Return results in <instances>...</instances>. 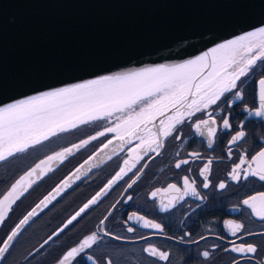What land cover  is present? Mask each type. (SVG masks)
Here are the masks:
<instances>
[{
  "label": "snow or ice",
  "instance_id": "1",
  "mask_svg": "<svg viewBox=\"0 0 264 264\" xmlns=\"http://www.w3.org/2000/svg\"><path fill=\"white\" fill-rule=\"evenodd\" d=\"M258 62L264 65V27L220 43L182 63H164L154 67L102 75L70 87L45 91L0 106V162L18 154L28 153L30 149L43 148L53 137H60L63 133L81 125L98 120L108 121L109 125L102 131L81 139L78 143L53 151L25 171L5 193L0 195V226L4 224L13 205L34 184L53 172L55 167L63 164L75 152H79L101 137H106L109 133H113L115 139L120 141L121 151L123 145L131 144L133 141L138 142L128 153L132 162L130 163L127 158L124 159L123 166L115 175L54 233L55 236L64 232L69 225L77 221L78 217L106 196L114 185L124 181L125 177H128V180L125 181L127 186L124 191L131 189L140 179L144 169L148 167V161L143 164L140 162L145 157L152 160L160 156L170 138L183 141L182 126L185 124L209 149L214 148L218 138L222 141L223 136H227V158L232 160L234 147L240 146L248 135L245 130L247 117L254 116L264 120V68L257 73ZM256 75H259V79L254 82L258 87L259 106L244 105L242 111L247 116L234 124L233 111L236 101H243L245 98L244 82L250 76ZM111 144L113 140L108 139L98 152L89 156L16 224L0 242V261L5 260L6 254L13 248L24 226L39 214L37 209L43 211V208H47L73 183L81 177H86L93 168L98 167L99 165L95 163L97 157ZM112 152H116V147L112 148ZM133 152L136 153L134 157ZM175 155L177 158L173 162V167L176 170L196 162L202 164L198 170V177L193 176L192 169L188 167L187 174L180 178L179 183L170 182L148 193V199L156 202L158 211L162 213L174 214V210L183 207L188 198L202 203L206 196L198 188L197 179L200 180V187L204 190L212 186L209 179L213 163L211 158L205 159L199 151H189L186 157H181L179 151ZM111 158L109 155L108 159ZM137 165L140 167L137 168ZM129 173L133 175L129 176ZM228 177L236 184L241 180L247 181L250 177H256L264 182V145L254 154H249L247 149L242 150L233 162ZM227 187L226 181H220L216 185V190L222 192ZM131 200L132 196L128 195L124 203ZM119 203L120 200H117L112 208L115 209ZM240 205L250 209L251 215L256 219L264 221V191L248 195L240 201ZM195 207L199 208L200 203ZM232 210L239 211L240 208ZM111 216L112 212L109 211L99 221L98 229L85 235L64 251L57 264H85V262L114 264L111 256L93 254L95 251L103 253L101 243L105 237L115 241L125 240V237L107 229L106 222ZM133 225L155 232H164L163 226L156 220L135 211L128 215L125 221L128 233L136 232L137 229ZM224 228L228 236L233 239L227 241L229 246L223 251L234 253L239 257L233 259V264H241L244 258L254 264H264V231L246 230L243 223L233 220H225ZM192 235L191 231H185L179 237L167 238L176 240L177 243L190 241L197 245L200 241L209 239L208 236L201 235L198 239L191 240ZM253 236L261 237V243L248 242V238ZM52 238L50 236L44 244ZM214 238L225 239L219 234ZM139 239L147 241L150 237L142 235ZM44 244H41V247ZM218 247L219 245L214 244L211 246V251H202L200 256L203 261H208L211 253ZM143 252L154 260L168 262L170 259L169 252L162 251L150 243L143 248Z\"/></svg>",
  "mask_w": 264,
  "mask_h": 264
},
{
  "label": "flooded vegetation",
  "instance_id": "2",
  "mask_svg": "<svg viewBox=\"0 0 264 264\" xmlns=\"http://www.w3.org/2000/svg\"><path fill=\"white\" fill-rule=\"evenodd\" d=\"M261 68H264V65H260L258 62L256 72L259 73ZM258 79L259 75H256L245 80V98L243 101H236L233 111L234 124L247 116L242 111L244 105L259 106L258 87L254 83ZM107 126H109L108 121L104 120L82 125L63 133L60 137L51 139L46 142V146L43 148L31 149L28 153L18 154L4 161L0 164V195L36 161L50 155L53 151L78 143L81 139L94 135ZM182 127L183 141H175L170 138L160 156L152 160L145 157L140 162L143 164L148 161V167L144 169L140 179L131 189H128L127 192L124 191L127 186L125 181L128 180V177H125L124 181L114 185L106 196L81 217H78L77 221L69 225L64 232L60 233L59 236L54 235L116 173L121 160L127 155L126 152L138 142L125 148L119 155L92 172L35 218L21 232L13 248L10 249L5 260L1 261L0 264H57L64 251L85 235L98 229L99 221L109 211L112 212V216L106 222L107 229L116 235L125 237V240L115 241L105 237L101 243L103 253L95 251L93 254L111 256L114 264H233V259L239 257H236L234 253L223 251L225 247L229 246L227 241L233 239V237L228 236V232L224 228V221L233 220L243 223L245 229L249 231H264V221L256 219L251 215L250 209L240 205V201L248 195L264 191V182L259 181L256 177H250L247 181L241 180L239 184H236L230 181L228 173L242 150L247 149L249 154H254L264 145V120L252 116L247 117L245 130L248 135L240 146L234 147L232 160L227 158V136L221 134L223 140L218 138L214 148L209 149L187 124ZM113 136V133H109L106 137H101L79 152H75L63 164H60L53 172L40 180L26 195L22 196L12 213L0 227V242L4 240L24 212L45 192L98 146ZM177 151L180 152L181 157H186L189 151H199L205 159L211 158L213 163L209 179L212 186L204 190L200 187V180L197 179L198 188L206 196L202 203L188 198L183 207L174 210V214L172 212L162 213L158 211L157 203L148 199V193L154 188L164 187L170 182L179 183L180 178L187 174L186 168L188 167L192 169L193 176L198 177V170L202 164V162H196L181 170H176L173 167V162L177 158L175 155ZM139 167L140 165H137V168ZM133 171L135 172V169ZM132 175L133 173H129V176ZM220 181L228 183V187L222 192L216 190V185ZM128 195L132 196V200L124 203V199ZM117 200H120V203L113 209L112 205L116 204ZM197 203H200L199 208L195 207ZM189 205L192 207L190 208ZM237 207L240 208L239 211L232 210ZM134 211L147 216L149 219L156 220L163 226L164 232H155L133 225L137 229L136 232L128 233L125 221L128 215ZM185 231L192 232L191 240L198 239L201 235L208 236L209 239L202 240L197 245L190 241L177 243L176 240L167 238L170 236L179 237ZM216 234L225 237V239H215ZM142 235H148L150 239L147 241L139 239ZM50 236L53 238L44 244V241L48 240ZM248 242L261 243V237H249ZM149 243L162 251L169 252V261L154 260V258L147 256L143 252V248ZM41 244L44 246L41 247ZM214 244L219 245V247L211 253V258L208 261H203L200 253L204 250L211 251V246ZM85 264H90V262H85ZM241 264H254V262L244 258Z\"/></svg>",
  "mask_w": 264,
  "mask_h": 264
},
{
  "label": "water",
  "instance_id": "3",
  "mask_svg": "<svg viewBox=\"0 0 264 264\" xmlns=\"http://www.w3.org/2000/svg\"><path fill=\"white\" fill-rule=\"evenodd\" d=\"M259 27H264V0H0V106L102 75L182 63ZM111 139L113 144L95 161L99 166L87 176L122 152L120 141ZM103 144L45 192L11 230ZM129 150L124 159L131 163ZM47 208L37 209L29 224Z\"/></svg>",
  "mask_w": 264,
  "mask_h": 264
}]
</instances>
